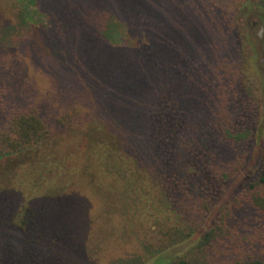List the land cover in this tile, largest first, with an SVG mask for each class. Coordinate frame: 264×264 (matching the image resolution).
<instances>
[{"label": "trees", "instance_id": "obj_1", "mask_svg": "<svg viewBox=\"0 0 264 264\" xmlns=\"http://www.w3.org/2000/svg\"><path fill=\"white\" fill-rule=\"evenodd\" d=\"M45 1L8 0V18L0 19L8 21L4 38L16 32L24 45L42 30L51 56L64 63L70 51L65 43L96 16L72 0ZM205 5L216 11L210 0L192 8L204 14ZM111 7L117 10L115 0ZM132 7L133 21L141 6ZM235 7L264 12V0H238ZM106 17L97 26L101 37L145 55L134 69L104 72L97 90L109 96L82 126L66 114L55 118L56 130L49 129L40 106L17 98L21 67L15 55L0 61L11 71L12 94L9 99L0 91V264H106L107 246H119L121 232L136 246H158L163 253L205 225L214 203L244 171L255 120L235 60L216 56L194 71L132 34L133 22ZM70 22L81 24L72 28ZM235 28L226 26L227 34ZM250 36L245 48L252 47ZM219 211L195 255L206 253L233 221L264 216V154L257 177ZM245 247L239 246L233 264H264V252ZM167 264L196 263L184 258Z\"/></svg>", "mask_w": 264, "mask_h": 264}, {"label": "rangeland", "instance_id": "obj_2", "mask_svg": "<svg viewBox=\"0 0 264 264\" xmlns=\"http://www.w3.org/2000/svg\"><path fill=\"white\" fill-rule=\"evenodd\" d=\"M195 1L198 0H115L117 10L114 8L111 11L112 0H72L70 4L76 9L84 6L90 8L87 15L95 14L96 18L85 25L79 22L80 32L75 36L72 34V40L64 45L70 50L64 63L51 56V48L42 39V30L35 32V41L22 45V38L19 39L16 32L4 38L8 21H0V61L14 59L10 54L15 55L21 67V79L18 84L15 83L17 98L25 106L27 102L32 103L30 106H40L49 129L53 127L56 130L58 125L55 118L66 114H71L75 123L82 126V122L91 117L96 107H100V103L109 96L97 90V80L105 79L104 72L134 69L136 63L141 64L136 60L143 59L144 51L133 55L123 45L112 47L97 33V26L105 15L115 16L123 23L133 22L134 25L130 26L131 29L133 27L132 34L145 36L153 48L161 49L164 54L182 58L183 64L195 67L194 71L202 60L213 62L216 56L228 58L229 62L233 58L241 71L239 84L243 86L244 102L255 120L254 139L242 175L230 184L224 197L214 203L205 225L192 238L157 253L158 246H136L129 234L121 232L115 239L120 245L107 246L111 255L106 259V264H167L184 258L196 264H233L239 246H246L245 251L264 252V216L254 217L257 212L251 211L253 220L244 222L243 218H239L233 221L229 230L223 229L218 241L206 253H193L205 234L213 228L221 207L232 202L257 177L264 154V12L254 8H236L238 0H210L216 11L205 5L201 7V12H204L201 14L192 8ZM203 1L206 3V0ZM136 2L141 8L138 19L135 17L132 21L135 8L132 6ZM78 3L83 4L77 6ZM1 4L4 7H0V19L1 15L6 17L9 8L8 0H0ZM51 21H47V24ZM79 23L70 22V27L74 28ZM253 23L256 26L251 30ZM232 24L236 28L232 35H228L226 26ZM248 34L251 35L252 47L245 48ZM246 58H251L252 65ZM0 70V91L11 99L12 94L8 93L10 78L6 79L11 71L5 70L4 66ZM27 82L33 90L26 89ZM107 117L110 118V115ZM254 239L256 241L253 243L251 240ZM249 246L255 249L250 250Z\"/></svg>", "mask_w": 264, "mask_h": 264}, {"label": "flooded vegetation", "instance_id": "obj_3", "mask_svg": "<svg viewBox=\"0 0 264 264\" xmlns=\"http://www.w3.org/2000/svg\"><path fill=\"white\" fill-rule=\"evenodd\" d=\"M255 25H254V23L251 25V27H250V29L252 30V28L254 27Z\"/></svg>", "mask_w": 264, "mask_h": 264}, {"label": "water", "instance_id": "obj_4", "mask_svg": "<svg viewBox=\"0 0 264 264\" xmlns=\"http://www.w3.org/2000/svg\"><path fill=\"white\" fill-rule=\"evenodd\" d=\"M254 25L256 26V23H254ZM261 33H262V30H261V32H260V35H261Z\"/></svg>", "mask_w": 264, "mask_h": 264}]
</instances>
